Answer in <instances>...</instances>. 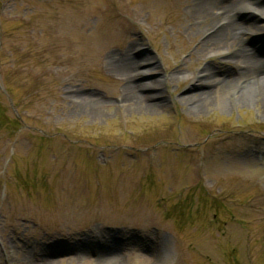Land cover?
<instances>
[{"label":"rangeland","instance_id":"374dc122","mask_svg":"<svg viewBox=\"0 0 264 264\" xmlns=\"http://www.w3.org/2000/svg\"><path fill=\"white\" fill-rule=\"evenodd\" d=\"M183 1L0 0V264L98 260L109 236L126 264H264V115L231 100L187 111L180 98L197 94L195 70H232L193 57L200 36L181 34ZM84 13L81 30L97 41L133 24L125 34L144 46L134 60L150 57L158 72L155 110L117 101L124 82L105 65L125 38L96 58L91 39L54 33ZM78 93L110 105L74 112L68 96Z\"/></svg>","mask_w":264,"mask_h":264},{"label":"bare ground","instance_id":"6f19581e","mask_svg":"<svg viewBox=\"0 0 264 264\" xmlns=\"http://www.w3.org/2000/svg\"><path fill=\"white\" fill-rule=\"evenodd\" d=\"M184 3L186 4L184 16L188 24L182 29L181 34L192 38L200 36L193 57L195 59L216 57L220 62L231 66L232 70L227 75L222 74L211 64V61L195 70L192 79L196 82L197 94L180 98L187 104V111L198 114L215 103H219L223 109H228L230 106L228 101L231 100L230 102L234 104L245 103L256 106L264 115V59L259 57L264 49V22L259 23L260 20L264 21V0H192ZM134 11L129 9V13ZM152 11L149 20L153 25L160 17V12ZM248 14L253 18L238 20ZM89 16V13H84L81 18L70 22L69 25L65 24L66 26L60 22L58 30L54 33L60 40L67 38L69 42L77 35L91 39L89 47L95 48L96 58H99L104 50L112 47L120 37L125 38L126 48L116 53L109 51L108 62L105 65L110 75L124 82L117 90V101L124 110L128 111L155 110L160 105L161 97L158 72L154 68L155 63L152 58H144L141 63L134 60L137 48L144 46L132 36H126V31L133 24L126 22V25L115 27L107 39L97 41L93 40L92 34L87 35L81 30L88 24ZM254 47H257L258 51ZM142 51L141 49L139 53L142 54ZM136 73L154 79L135 84L133 81ZM172 79H174L173 74L168 76V80ZM236 85L240 86V90L234 98H230ZM68 99L74 112H84L89 116L100 115L101 111L110 105L108 101L93 100L81 93L72 94ZM104 239L109 240L105 243L109 249L111 248L109 257L100 255L98 260L80 258L77 261L81 264H126V257L113 255L121 246L116 242V237L109 236ZM124 240L128 243L134 242L129 235ZM159 252L156 249L144 251V255L150 256L151 260ZM144 257L139 255L136 261L149 262Z\"/></svg>","mask_w":264,"mask_h":264}]
</instances>
